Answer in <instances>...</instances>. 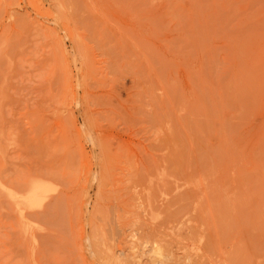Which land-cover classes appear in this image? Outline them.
I'll return each mask as SVG.
<instances>
[{"label":"rangeland","instance_id":"obj_1","mask_svg":"<svg viewBox=\"0 0 264 264\" xmlns=\"http://www.w3.org/2000/svg\"><path fill=\"white\" fill-rule=\"evenodd\" d=\"M0 264H264V0H0Z\"/></svg>","mask_w":264,"mask_h":264}]
</instances>
